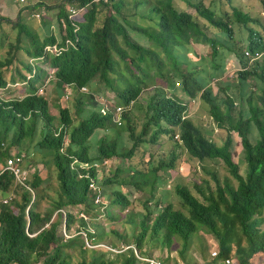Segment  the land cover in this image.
<instances>
[{
    "label": "trees",
    "instance_id": "trees-1",
    "mask_svg": "<svg viewBox=\"0 0 264 264\" xmlns=\"http://www.w3.org/2000/svg\"><path fill=\"white\" fill-rule=\"evenodd\" d=\"M177 1L194 12L179 9ZM216 1L226 3L231 13L217 14L204 0H68L64 5L79 10L70 19L64 5L38 3L25 10L31 14L36 7L43 14L44 8L57 10L56 31L43 19L46 32L42 37L18 15L14 23L19 29L16 43L9 44L10 51L0 58V91L19 84L23 86L22 98L0 97V163L5 165L15 146H25L27 154L32 149V154L53 165L58 191L50 207L41 212L45 195L40 177L31 174L26 187L0 169V264H141L129 248L113 258L86 249L85 239L94 245L108 234L124 243L123 248L133 244L140 255L148 242L160 243L169 253L173 244L181 242L177 255L187 264L185 254L199 229L217 242L216 257L205 264H252L256 258L264 264V62L254 58L256 53L264 56V1L261 15L235 7L233 0ZM235 25L246 32L245 41L234 38ZM20 33L29 40V47L23 49L27 59L20 61L17 77L10 74L7 78L22 50ZM131 33L145 37L148 45L138 44ZM192 44L210 48V71L189 65L185 59L177 60L176 52L186 51ZM245 50L250 57H245ZM229 55L241 66L235 85L219 80L224 75L221 62ZM49 76L56 115L50 112L47 99L38 94ZM212 82H216L215 93ZM175 85H181L182 97L164 92ZM151 86L156 91L147 101L138 129V118L129 109ZM82 88L88 92H81ZM232 90L237 102L230 95ZM108 91L113 93L109 100L114 106L124 109L120 126L113 123V110L101 112L96 101V96ZM68 100L75 108L74 117L64 105ZM196 101L214 128L225 133L219 143L188 117ZM106 131L108 135L103 134L96 143L91 141ZM234 135L242 147L243 167L232 157ZM166 142L173 143L166 154L169 157L154 165V157L144 146L162 147ZM184 153L189 162L221 163L237 183L234 186L229 178L220 182L214 171L202 166V172L214 181V189L205 178L194 186L197 195L186 185H175L174 193L190 218L165 201L167 191L156 197L166 184L163 175L178 171ZM114 160H123L127 166L100 179L96 167ZM91 182L97 191L90 189ZM132 192L134 200L137 195L148 196L142 205L144 213L132 211ZM104 200L111 208L107 220H123L132 229V241L114 229L105 233L94 223L97 216L93 212L104 208ZM69 208L94 216L78 218L65 210ZM61 219L67 233L77 224L73 237L58 236ZM71 249L80 252L79 260L73 262L74 254L68 252ZM201 251L203 256V247ZM88 252L89 261L85 258Z\"/></svg>",
    "mask_w": 264,
    "mask_h": 264
},
{
    "label": "rangeland",
    "instance_id": "rangeland-1",
    "mask_svg": "<svg viewBox=\"0 0 264 264\" xmlns=\"http://www.w3.org/2000/svg\"><path fill=\"white\" fill-rule=\"evenodd\" d=\"M24 1L25 2L23 4H21L19 0H1L0 1V58L1 59L4 58L6 54L10 51L9 44L16 43L19 29L15 27L14 23H16L19 14H20V20L23 21L22 23L27 24L30 29L34 30L41 37L46 32V29L43 27V23H42L43 19L48 20V22L50 21V24L53 25L54 27H58L56 23L57 10L48 11L47 8H44V14H43L41 11V8L36 7L33 14H31L29 11L25 10L26 7L28 6L32 7L38 3H43L44 5L48 7L49 6H52V7L59 6V5H64L68 0H24ZM262 1L261 0H233L232 4L235 5V7H238L240 9H244V8L249 9L252 12L251 14L253 15H261L263 11V7L261 4ZM204 4L207 7L214 9L217 12V14H221L222 12L231 13V8L226 3H220L216 0H204ZM176 6L181 10L188 11L189 13L194 12L192 9L187 7V5L179 1L176 2ZM74 7L76 6H73V8ZM68 8H70L69 5H64V9H66V11ZM36 13L40 15L39 18L34 17ZM5 18H7V21L4 20ZM141 24L147 25L146 22H142ZM233 32H234V38L237 41L239 42L240 40L245 41L247 35H246V32L240 26L235 25L233 28ZM130 36L138 44L144 45V46L148 45L145 37L139 34H136V33H131ZM19 41H20L19 46H21L22 50L18 52L17 59H15V61L12 64V67L6 73L7 78L9 77L10 74L15 75L17 77L16 70L21 69L20 61L23 62V61H26L27 59V55L23 51V49L29 47V40L25 38L23 33H20ZM179 51L176 52L177 57H179V59L177 60L185 59V61L189 65H192L194 67L197 66L201 69H207L209 71L211 70V67H209L210 66L209 62L211 59V56H210L211 50L208 46L192 44V45H189V47H187L186 51H180V52ZM182 55H185V58L182 57ZM200 57L204 58V60H201ZM259 58H260V60H258L259 62H262V61L264 62V56L259 57ZM221 66L224 67V75L219 80L223 82L224 84L226 83L229 85L231 84L235 85L236 82H238V78H237L238 72L241 69V66L238 63L237 59L233 55L226 56L221 62ZM42 67H44V69L47 70L46 68L47 66L42 65ZM24 72L25 71H23L22 73ZM51 78L52 77L49 76L48 80L45 82L46 84L44 85L43 88H41V91H42L41 96L47 99L49 103L50 112L53 115H56L57 110L53 109L54 93L52 91L53 82L51 81ZM174 81L175 83L177 81L179 82V80L177 79H174ZM159 82L162 86L165 85L163 82L161 81ZM249 83L251 84L253 83V81L250 78H249ZM215 84L216 82H212V84L210 83L214 93L216 92V88L214 87ZM95 87H101V86L96 84ZM175 87L171 86V87H168L167 89L164 88L165 89L164 92L166 93L170 92L179 97H182L183 92L181 89V85L179 86L175 85ZM22 89H23V86H20V85L15 88L8 87V90L0 91V97L3 99L22 98V95H21ZM154 89H155L154 86H151L148 89H145L139 96L138 101H136L129 109L131 110L132 115L138 118V127H139L138 129H140V126L143 124L145 107H146L148 99L152 95H154L156 91ZM157 91H160V90H157ZM87 92H83V93H87ZM66 94L68 97L69 92H67ZM97 94H100V92ZM230 95L237 102L238 99L236 96V92L234 90L230 91ZM105 96L109 99L113 97V93L108 91L106 92ZM64 105H66V107L69 108L72 116L74 117L75 108H73V104L68 100V102L67 103L65 102ZM188 117L191 118L194 124L198 126L202 130V132L204 129H207L208 132L210 133L211 140H213L214 142L219 143L225 137L224 132L220 130H216L214 126L211 124V120L207 116L206 110H204V108L201 107L199 102L196 101V103L194 104V107L190 110ZM54 125L57 126V122H54ZM210 130L212 131L210 132ZM103 134L108 135L109 133L107 131L104 133L99 132L98 134H96V136L92 138L91 141L93 143H96L97 139L103 136ZM232 138H233V146H232L231 151H232L233 160L235 163L239 162V166L243 167L244 155L242 152L240 140L238 139L236 135H234ZM172 144L173 143L171 142H166L165 145L162 147L144 146V149L146 153H150L154 157L153 163L154 165H157L158 161L161 158L166 159L169 157L166 154L171 150ZM32 146L33 144L31 145V147ZM18 152L23 154L24 156L22 168H24V171L28 173V180H29V176H31V174H34V173L37 174L42 180V185L40 189H42L41 192L42 194L45 195V198L41 200L39 210L41 212H44L46 209L50 207V201L56 197V193L58 191V183H57V179L55 176L54 167L52 164H50L49 161H47V159H43L40 156H35L34 154H32V149L30 150L29 154H27L25 151V146L24 147L15 146L11 148L10 150V154H15ZM182 156H183L181 158L182 165L179 166L178 171L167 172V174L165 173L163 175L165 177L166 184L163 187L161 186V188L156 192V197L159 198L161 191H167V193L165 194L166 195L165 201L172 203L173 208L175 210L181 211L187 218H190L191 216H190L189 211L181 205L179 199L176 197L174 193L175 185L177 184L186 185L187 187H189V189L194 195H197V193L194 190V186L198 182H200V179L205 178L209 181L211 188L214 189V181L211 179L210 176L202 172V169H201L202 166L207 167L208 169L214 171L217 174L220 182H222L225 178H229L234 186H236L237 183L232 179V177L229 175V173L227 172V170L224 168V166L221 163L218 165L212 164L210 162H203L202 164H199L197 163V161L189 162L187 160L188 158H187V155H185V153ZM125 166H127V163L125 161L114 160V161L106 162V164L102 166L96 167V170L99 175L98 177L100 179H103L105 177H108L110 173H113L116 170V168H123ZM2 168H3V165L0 163V169ZM200 184L202 186H205L202 182ZM131 196H132L131 199H133V196H135V194L132 192ZM147 197L148 196L146 194L142 196L137 195V199L132 200L133 202H132L131 209L134 213H141V214L144 213L142 209V205ZM103 203H104L103 209H99L98 210L99 212L97 211L93 212V214L96 213V216H97L94 223L99 225L101 229L103 230V232L105 233H108L109 231L114 229L119 235H127L129 239L128 241H132L131 237H129L131 236V233H132L131 227L124 224L123 220L120 222H115V223L107 220V217H108L107 215L111 212V208L108 206L107 200H104ZM150 207L154 209V205H151ZM65 210L71 211L74 215H77L78 218L82 217L80 215L82 214L81 209H70L69 208ZM90 216H94V215H90ZM90 216L83 214V217L86 220L92 219L90 218ZM60 221L61 222L57 229V232H58L57 234L59 237L62 236L64 239H66L68 237H73V235L77 233L78 231L77 224H74L70 232L67 233L65 232V224H64L65 220L61 219ZM89 227L91 231L94 230L93 229L94 227L92 224H89ZM261 227L262 229H264V223ZM98 229L100 228L98 227ZM138 232H139V229H137L135 233L138 234ZM64 233L66 234V236H64L65 235ZM82 235L84 238L85 237L84 234ZM85 241H86V249H91L99 253H103L105 258H113L114 254L125 252V251L122 252L121 249L126 248L127 250L129 247L127 246L123 248V245L125 246V244L122 243L113 234L106 235L102 240H100L97 244H94V245L93 243L88 242L86 239ZM111 245H115L116 247L111 248ZM130 247H135V246L132 244ZM201 247H203L205 250L203 256L206 259V261L203 260L204 258L202 256ZM180 249H181V242H177L172 245L171 253H169L167 249L162 248L160 243L156 244L154 242H148L144 246L143 251L141 252L142 255H140L138 251L136 253L138 255V258H137L138 260L141 258V256L142 257L150 256L154 260L160 259L161 261L164 260V262L169 258L170 262L168 263H171L176 260H179L177 252ZM217 251H218V248H217L216 240L211 235L207 234L206 231H204L203 229H199L198 233L195 234L194 237L192 238V246L189 248V250L185 254V262L187 264H205L204 262L209 261L211 257H213L211 253L217 252ZM68 252H71L72 254H74L73 262L79 260L80 252L77 249H71V250H68ZM89 254L90 252L85 254V258L88 261L91 257V254L90 255ZM259 261L261 262V259H259ZM230 264H233V263L230 262Z\"/></svg>",
    "mask_w": 264,
    "mask_h": 264
},
{
    "label": "built area",
    "instance_id": "built-area-1",
    "mask_svg": "<svg viewBox=\"0 0 264 264\" xmlns=\"http://www.w3.org/2000/svg\"><path fill=\"white\" fill-rule=\"evenodd\" d=\"M96 2L99 1H103L106 2L107 0H95ZM19 2L21 4H23L25 1L24 0H19ZM67 11L70 14V19L76 17L79 13L78 9H74L73 7H70L67 9ZM34 17L39 18L40 15L36 14ZM49 49V48H47ZM54 50H56L55 47H53ZM245 57H250L248 51L246 50L244 52ZM260 55L258 53L255 54L254 58H259ZM19 84H14V85H9L8 87H18ZM83 92H87L86 88H82L81 89ZM81 91V92H82ZM42 91L41 89L38 91V94L41 95ZM99 96V95H98ZM96 96V101L99 103V106H101V112H104L106 110H113L114 112V117H113V123L116 124L117 126H120L121 120L120 117L124 111V109L122 107L119 106H114V104L105 96V95H100L99 97ZM23 160H24V156L23 154L15 153V154H11V156L6 159L5 161V165H3V170L10 172L16 179L17 183L22 185V186H26L27 187V181H28V173L26 171H24V168H22L23 165ZM106 164V162H104L102 165ZM99 167V166H97ZM90 189L92 191H97L98 187H96V185L91 182V184L89 185ZM4 203H6V201H4ZM82 218L83 215H81ZM65 234V233H64ZM66 236V234L64 235ZM133 249V251L135 252V256L136 258H138V255L136 253V250L134 247H128ZM122 252L126 250L125 249H121ZM211 255L213 257H216V252L211 253ZM138 260V259H137ZM141 264H165L160 260H154L151 257H142L138 260ZM180 264V263H177ZM225 264H229V261H225Z\"/></svg>",
    "mask_w": 264,
    "mask_h": 264
},
{
    "label": "crops",
    "instance_id": "crops-1",
    "mask_svg": "<svg viewBox=\"0 0 264 264\" xmlns=\"http://www.w3.org/2000/svg\"><path fill=\"white\" fill-rule=\"evenodd\" d=\"M51 28V30L53 31V32H55L56 31V28L55 27H50ZM169 94H172V93H170L169 92ZM196 103V102H195ZM194 103V104H195ZM194 107V106H193ZM182 165V164H181ZM148 257H150V256H148ZM259 259L260 258H256V259H254L253 261H252V264H263L262 262H260L259 261ZM160 260V259H159ZM180 260V259H179ZM179 260H176V261H174V262H171V263H167V262H170V259L167 261H165L164 262V260L162 261L163 263H165V264H177V263H180V264H182ZM161 261V260H160ZM259 261V262H258ZM233 264H235V263H233Z\"/></svg>",
    "mask_w": 264,
    "mask_h": 264
}]
</instances>
